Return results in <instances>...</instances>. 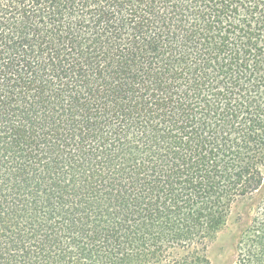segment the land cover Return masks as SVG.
<instances>
[{"label":"trees","instance_id":"1","mask_svg":"<svg viewBox=\"0 0 264 264\" xmlns=\"http://www.w3.org/2000/svg\"><path fill=\"white\" fill-rule=\"evenodd\" d=\"M264 264V0H0V264Z\"/></svg>","mask_w":264,"mask_h":264},{"label":"rangeland","instance_id":"2","mask_svg":"<svg viewBox=\"0 0 264 264\" xmlns=\"http://www.w3.org/2000/svg\"><path fill=\"white\" fill-rule=\"evenodd\" d=\"M246 201H237L233 206V213L228 225L209 243L208 255L210 264H230L232 259L234 235L238 231L237 217H245Z\"/></svg>","mask_w":264,"mask_h":264}]
</instances>
